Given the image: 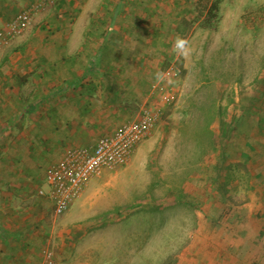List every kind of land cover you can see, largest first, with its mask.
Listing matches in <instances>:
<instances>
[{"label": "rangeland", "instance_id": "obj_1", "mask_svg": "<svg viewBox=\"0 0 264 264\" xmlns=\"http://www.w3.org/2000/svg\"><path fill=\"white\" fill-rule=\"evenodd\" d=\"M214 1L154 0L148 2L152 11L140 13H130L128 1L121 20L143 28L119 29L116 36L125 41L120 48L109 43L112 31H103L111 44L107 58L121 54L125 71L134 67L125 60L130 55L136 67L151 64L154 72L144 80L152 85L157 73L173 66L177 74L164 85L175 99L162 103L152 91L144 103L158 104L162 112L153 135L126 164L89 181L79 210L72 209L74 202L62 216L48 213L40 259L51 250L60 264H264V0H220L209 12ZM55 5L50 2L58 10ZM158 5L169 10L171 22L158 15ZM35 24L0 42V63L6 56V64L21 68L26 52L10 60L7 52L18 38L32 35ZM42 30L52 31L48 25ZM177 36L190 43L187 57L173 50ZM92 51L91 70L98 66ZM3 131L0 121V180L6 179L1 170L14 168L18 158L13 133ZM36 175L34 195L45 182L44 171ZM20 195L0 189V199L8 196L16 206ZM213 213L222 214L218 223L210 219Z\"/></svg>", "mask_w": 264, "mask_h": 264}, {"label": "crops", "instance_id": "obj_2", "mask_svg": "<svg viewBox=\"0 0 264 264\" xmlns=\"http://www.w3.org/2000/svg\"><path fill=\"white\" fill-rule=\"evenodd\" d=\"M128 1L133 13L153 9V4L148 2L154 0ZM128 1L97 0L93 6L90 0H83L82 4L74 0H0V30L23 8L32 3L39 4L32 19L37 22L34 31L31 30L33 34L21 40L18 38L16 44L11 42L15 46L7 52L8 60L21 56V51L26 52L21 68L6 64V56L0 63V121L3 130L7 129L2 133H13L16 144L7 147L12 146L18 156L13 161L14 168L1 170L6 179L0 180V189L20 193V205L24 202L20 207L14 205L8 196L0 199V264L41 263L42 223L48 213L49 216L56 215L45 196L32 193L38 186L33 183L35 175L40 170L45 174L46 168L58 160L65 149L95 142L135 118L139 105L152 94L153 85L144 80V76L154 72L151 64L144 62L136 67V58L130 55L124 59L132 60L134 67L130 65V71H125L121 66V54L113 53L109 58L104 54L107 45L120 48L125 43L116 36L119 29L138 27V23L134 26L121 20ZM50 2H56L59 9H51ZM44 10L47 11L45 15ZM155 10L158 15L164 14L167 22L172 21L169 10L159 5ZM91 13H98V17ZM106 13L108 17L104 16ZM43 25L50 26L52 31H40ZM142 28L143 25H139L138 30ZM106 29L112 31L111 44L105 41L103 31ZM7 38L0 39V42H6ZM48 47L49 53L46 52ZM91 49L98 64L95 71L87 64ZM38 65L41 67L35 70ZM27 74L33 77L32 86L26 81ZM15 125H18L17 131H14ZM11 127L14 130L11 131ZM44 183L40 189L46 188ZM74 202L72 209L79 210L83 199Z\"/></svg>", "mask_w": 264, "mask_h": 264}, {"label": "built area", "instance_id": "obj_3", "mask_svg": "<svg viewBox=\"0 0 264 264\" xmlns=\"http://www.w3.org/2000/svg\"><path fill=\"white\" fill-rule=\"evenodd\" d=\"M39 4L32 3L17 15L8 19L0 30V39L26 28L32 21ZM177 74L173 66L162 73V79L153 84L162 103H171L175 95L166 90L164 82ZM158 104H142L135 118L130 119L105 134L95 142L76 145L64 150L61 157L52 162L45 172V195L56 216L64 215L80 197L89 181L103 169L122 166L131 158L138 145L150 138L161 117ZM40 264H60L51 250H45Z\"/></svg>", "mask_w": 264, "mask_h": 264}, {"label": "clouds", "instance_id": "obj_4", "mask_svg": "<svg viewBox=\"0 0 264 264\" xmlns=\"http://www.w3.org/2000/svg\"><path fill=\"white\" fill-rule=\"evenodd\" d=\"M173 50L180 57H187L191 52L190 43L187 38L182 36H177L173 44ZM157 80L160 81L162 76L160 73H157Z\"/></svg>", "mask_w": 264, "mask_h": 264}, {"label": "trees", "instance_id": "obj_5", "mask_svg": "<svg viewBox=\"0 0 264 264\" xmlns=\"http://www.w3.org/2000/svg\"><path fill=\"white\" fill-rule=\"evenodd\" d=\"M219 2H220V0H215L214 2H212L211 3V5L209 6V12H216L217 10H218V5H219ZM247 145L249 146V148L250 149H252V145L249 143V142H247ZM213 216H212V218H210V219H213L215 222L214 223H218V221H220V219L222 218V214H212ZM237 215V214H236ZM237 218H238V220H239V222H242L243 223V220H245V218H243V215H237ZM242 218H243V220H242ZM244 229H246L245 227L244 228H242V230H244ZM236 231V230H235ZM243 255H241V257H242ZM240 258V257H239ZM258 261V260H257ZM250 264H262L261 262H257L256 263V261H251L250 262Z\"/></svg>", "mask_w": 264, "mask_h": 264}]
</instances>
